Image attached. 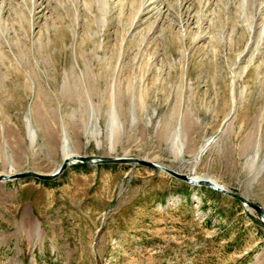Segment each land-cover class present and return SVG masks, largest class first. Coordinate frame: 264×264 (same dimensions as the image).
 <instances>
[{"label": "rangeland", "instance_id": "1", "mask_svg": "<svg viewBox=\"0 0 264 264\" xmlns=\"http://www.w3.org/2000/svg\"><path fill=\"white\" fill-rule=\"evenodd\" d=\"M68 152L264 208V0H0V174ZM78 163L0 180V264H264L241 200Z\"/></svg>", "mask_w": 264, "mask_h": 264}, {"label": "water", "instance_id": "2", "mask_svg": "<svg viewBox=\"0 0 264 264\" xmlns=\"http://www.w3.org/2000/svg\"><path fill=\"white\" fill-rule=\"evenodd\" d=\"M69 161H81V162H87V163H92V164H97L100 162H136V163H140L142 165H147L153 168H157L159 170H162L170 175H173L177 178L180 179H184L189 183L192 184H200V185H206L208 187H211L213 189L222 191L230 196L236 197L238 199H240L243 203L247 204L248 206L253 207L254 209H256V211L259 213L260 215V220L262 222V225L264 226V209L262 210V204L257 203V202H253L251 201L248 197H246L245 195L235 192L233 190L228 189L227 187L222 186L221 184L215 182L212 179H206V178H194L192 176H190L187 173H183L180 171H177L171 167L162 165L160 163H157L155 161L152 160H148V159H144V158H139V157H130V156H104V155H94V154H82L78 157L72 158L71 160L65 159L63 160L58 167L50 173L47 172H42L39 173L38 171H24V172H20V173H15V174H0V180H4V179H11L14 177H24V176H30V177H36V178H40V179H51L56 177L57 175H59L63 169L68 165ZM262 205V206H261Z\"/></svg>", "mask_w": 264, "mask_h": 264}, {"label": "bare ground", "instance_id": "3", "mask_svg": "<svg viewBox=\"0 0 264 264\" xmlns=\"http://www.w3.org/2000/svg\"><path fill=\"white\" fill-rule=\"evenodd\" d=\"M211 143H213V139H208L206 142H205V144L202 146V151H204V150H206L210 145H211ZM66 144H67V141L66 142H63V147H65L66 146ZM73 153V152H72ZM78 156H80L79 154H71L70 152H68V153H64V159L63 160H65V159H68V160H71L72 158H75V157H78ZM71 162H73V161H69L68 162V164L69 163H71ZM15 169H13V168H10V170H9V172L8 173H3V174H15V173H13V171H14ZM53 172V171H52ZM39 173H42V172H39ZM192 177H194V176H192ZM194 178H200V177H194ZM206 179H209V178H206ZM216 182V181H215ZM248 206V205H247ZM264 208L262 207V210H263ZM37 226V225H36Z\"/></svg>", "mask_w": 264, "mask_h": 264}, {"label": "trees", "instance_id": "4", "mask_svg": "<svg viewBox=\"0 0 264 264\" xmlns=\"http://www.w3.org/2000/svg\"><path fill=\"white\" fill-rule=\"evenodd\" d=\"M86 163H83V162H79L77 165H81V166H83V165H85ZM102 165H105V164H102ZM209 188V187H208ZM211 189V188H210Z\"/></svg>", "mask_w": 264, "mask_h": 264}]
</instances>
